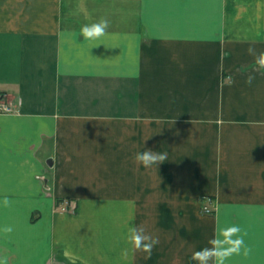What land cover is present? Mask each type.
<instances>
[{
    "label": "crops",
    "instance_id": "obj_1",
    "mask_svg": "<svg viewBox=\"0 0 264 264\" xmlns=\"http://www.w3.org/2000/svg\"><path fill=\"white\" fill-rule=\"evenodd\" d=\"M101 17L107 33L85 40ZM250 48L264 52V0H0L5 264H198L232 224L245 244L224 264H264V68ZM144 145L166 160L138 164ZM132 225L159 238L150 253Z\"/></svg>",
    "mask_w": 264,
    "mask_h": 264
},
{
    "label": "clouds",
    "instance_id": "obj_2",
    "mask_svg": "<svg viewBox=\"0 0 264 264\" xmlns=\"http://www.w3.org/2000/svg\"><path fill=\"white\" fill-rule=\"evenodd\" d=\"M110 20L106 17H101L98 20H94L90 23L82 24L80 32L85 40L94 41L103 37L110 26ZM249 52L256 56L255 63L259 68H264V52L259 54L255 53V50L250 48ZM255 79V74L250 73L246 82L251 85ZM166 153L160 152L150 147H143L142 150H138L134 159L138 164L148 168L154 165H158L159 162L166 160ZM4 203H8V199H4ZM5 232H11V226H7L3 229ZM127 239L131 242V245L135 249L142 248L147 252H151L153 247L159 242V238L145 232L144 228L138 225H132L128 228ZM244 234L241 226L238 224H232L226 228L219 230L218 234L210 238L209 245L211 247H204L193 253V259L198 261V264H210L214 260L215 264H224L226 257L233 253L239 252L241 247L244 246ZM128 249L124 250V255L127 256ZM0 264H5V259L0 258Z\"/></svg>",
    "mask_w": 264,
    "mask_h": 264
},
{
    "label": "rangeland",
    "instance_id": "obj_3",
    "mask_svg": "<svg viewBox=\"0 0 264 264\" xmlns=\"http://www.w3.org/2000/svg\"><path fill=\"white\" fill-rule=\"evenodd\" d=\"M204 199L203 200H210L208 197H203ZM201 211L205 214H213L214 212V209L210 206V204L208 205V203L205 202V204H203L201 206Z\"/></svg>",
    "mask_w": 264,
    "mask_h": 264
},
{
    "label": "built area",
    "instance_id": "obj_4",
    "mask_svg": "<svg viewBox=\"0 0 264 264\" xmlns=\"http://www.w3.org/2000/svg\"><path fill=\"white\" fill-rule=\"evenodd\" d=\"M12 111V107L5 103L3 99H0V112H10Z\"/></svg>",
    "mask_w": 264,
    "mask_h": 264
}]
</instances>
